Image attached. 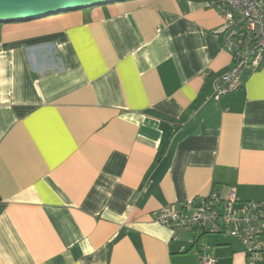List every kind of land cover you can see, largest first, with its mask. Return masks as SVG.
Wrapping results in <instances>:
<instances>
[{"label": "crops", "instance_id": "0c3cea01", "mask_svg": "<svg viewBox=\"0 0 264 264\" xmlns=\"http://www.w3.org/2000/svg\"><path fill=\"white\" fill-rule=\"evenodd\" d=\"M213 1L0 24V264H201L157 211L212 190L264 202V67L214 99L233 63Z\"/></svg>", "mask_w": 264, "mask_h": 264}, {"label": "built area", "instance_id": "2783aa9c", "mask_svg": "<svg viewBox=\"0 0 264 264\" xmlns=\"http://www.w3.org/2000/svg\"><path fill=\"white\" fill-rule=\"evenodd\" d=\"M223 20V46L233 66L214 78V99L239 91L248 74L264 67V0H214L211 4ZM155 220L172 230L202 235L194 247L201 264H216L207 252L204 236H225L243 248L247 264L264 262V202H241L234 191L226 199L217 194L196 197L180 209L167 206L154 214Z\"/></svg>", "mask_w": 264, "mask_h": 264}, {"label": "water", "instance_id": "95a60500", "mask_svg": "<svg viewBox=\"0 0 264 264\" xmlns=\"http://www.w3.org/2000/svg\"><path fill=\"white\" fill-rule=\"evenodd\" d=\"M127 0H0V24L38 20Z\"/></svg>", "mask_w": 264, "mask_h": 264}, {"label": "trees", "instance_id": "16d2710c", "mask_svg": "<svg viewBox=\"0 0 264 264\" xmlns=\"http://www.w3.org/2000/svg\"><path fill=\"white\" fill-rule=\"evenodd\" d=\"M163 153L164 152H162L161 154H159L160 156H159V158L163 155ZM211 194H217L220 198H222V199H226V198H224V197H222L217 191H215V190H212V192L210 193V195ZM199 237H202V235L200 234V235H196V234H194V242H196L197 240H198V238Z\"/></svg>", "mask_w": 264, "mask_h": 264}, {"label": "rangeland", "instance_id": "374dc122", "mask_svg": "<svg viewBox=\"0 0 264 264\" xmlns=\"http://www.w3.org/2000/svg\"><path fill=\"white\" fill-rule=\"evenodd\" d=\"M184 235H187L189 237L190 242L193 241L194 234L192 232L184 233ZM227 238V237H226ZM193 253H189L188 255H192ZM193 256V255H192Z\"/></svg>", "mask_w": 264, "mask_h": 264}]
</instances>
